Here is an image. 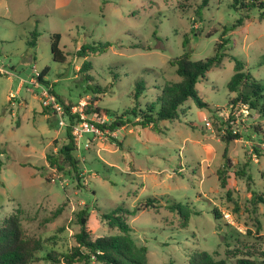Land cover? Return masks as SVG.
I'll return each mask as SVG.
<instances>
[{
    "label": "rangeland",
    "instance_id": "obj_1",
    "mask_svg": "<svg viewBox=\"0 0 264 264\" xmlns=\"http://www.w3.org/2000/svg\"><path fill=\"white\" fill-rule=\"evenodd\" d=\"M231 2L0 0V67L10 73L0 75V222L17 211L25 234L43 242L40 259L30 264H66L60 255L78 246L82 212L90 238L117 235L100 215L116 207L133 211L149 197L159 209L127 217L132 237L147 249V264H188L197 249L216 260L264 261V118L232 105L236 94L227 89L234 57L264 80V20L258 10L241 19ZM53 33L61 36L63 64L51 58ZM221 36L228 40L221 63L196 84L210 109L188 100L184 115L158 131L128 124L83 134L71 152L76 171L64 162L63 105L94 124L101 121L85 113L90 103L119 117L133 107L137 83L145 88L141 105L154 100L161 82L180 81L170 60L184 53L192 61L211 57ZM103 43L110 44L105 52L76 56L83 45ZM44 68L62 118L44 108L42 89L30 83ZM226 130L238 139L225 141ZM47 156H58L59 167ZM173 203L186 217L165 207Z\"/></svg>",
    "mask_w": 264,
    "mask_h": 264
},
{
    "label": "trees",
    "instance_id": "obj_2",
    "mask_svg": "<svg viewBox=\"0 0 264 264\" xmlns=\"http://www.w3.org/2000/svg\"><path fill=\"white\" fill-rule=\"evenodd\" d=\"M207 0H203L205 5ZM230 7L236 11L241 12V19H250V13L253 10L259 11L261 20H264V0H232ZM201 9V8H200ZM200 13V12H198ZM240 21V20H239ZM38 33L35 31L30 34V40L27 45L32 48L36 46V39ZM61 36L58 33L50 35V53L52 61L63 64L66 56L60 49ZM220 43L216 45L214 55L204 60L192 61L189 54L184 53L176 59L170 60L169 64L175 67V73L180 77L178 82L163 81L154 90L155 97L152 101H146L141 105L140 97L143 95L145 88L137 83L132 92V99L134 102L127 112L111 117L107 109H101L98 106H93L91 103L85 107L87 115H93L98 120L110 117L108 122L94 124L96 128L110 133L117 128L124 125L131 124L142 128H151L153 131L160 130V124L164 121L172 123L179 119L180 115H184L183 106L188 100H193L199 109H210L199 96L196 90V84L205 78L206 74L213 68L219 65L224 57L222 52L228 40L219 38ZM110 47L109 43H103L97 48L83 45L76 56H88L85 51L93 50V53H102ZM85 53V54H84ZM234 74L227 84V89L231 93H235L236 97L232 99V105H241L249 110H256L258 114L264 118V80H255L249 72L245 70L243 61L233 58ZM264 64V55L261 58ZM85 71L87 63H84ZM48 69L44 68L37 80L40 84L47 86L49 93L52 94L60 103L61 99L52 90L53 85H50L44 78L48 73ZM88 77V76H87ZM48 109L49 107H44ZM64 113L68 117V125L66 126V134L69 137V142L60 150V155L63 156L65 163H68L73 171H76V161L71 152L75 150L74 139L71 134L72 125L79 120V114H71L69 108L63 105ZM257 130V128H254ZM258 131V130H257ZM227 136L225 141L238 139V136L226 130ZM111 141H115L109 137ZM47 161L51 165L59 167L58 156H47ZM220 184L225 187L226 181L219 172ZM158 200L154 197L146 198L139 202L138 206L129 211L123 207H116L109 213L101 214L100 217L106 221L111 228H117L119 234L112 236L90 238L87 231L86 212H82L79 216L80 231L75 235L78 246L61 254V258L66 264H90L92 260L98 264H147L146 251L143 246H138L132 237V230L127 224V217L135 215L137 211L142 209H159ZM171 212H177L181 217H186L185 211L181 204L166 205ZM215 218L217 212H214ZM43 242L35 237H29L25 234L19 212L3 217L0 222V264H30L37 262L40 258L38 253L42 252ZM48 259L53 257L48 255ZM188 264H264V261L254 259H237L233 262L227 260H216L209 253L204 250H193L188 256Z\"/></svg>",
    "mask_w": 264,
    "mask_h": 264
},
{
    "label": "built area",
    "instance_id": "obj_3",
    "mask_svg": "<svg viewBox=\"0 0 264 264\" xmlns=\"http://www.w3.org/2000/svg\"><path fill=\"white\" fill-rule=\"evenodd\" d=\"M34 78L30 79V83L35 85L36 87H40L42 89V97L44 98V100H42V105L44 107H51L53 108L54 112L60 117L62 118L59 114L61 113V107L59 105V102L57 101V99L49 93L48 89H45L42 87V85H40L39 81L37 80V77L40 75L39 72L34 71ZM10 73L6 70H4L2 67H0V75H9ZM80 118L78 121H76L73 125H72V130H71V134L73 136V139L77 140L79 138H81L83 136V134L86 133H91V134H95V135H100L101 133L103 134L104 132H102L101 130H99L98 128H96L94 126V123L88 122V121H84L83 120V115L79 114ZM101 121V123L106 122V118L99 120ZM60 125L63 126L64 123L62 120H60ZM226 217H229V215H226Z\"/></svg>",
    "mask_w": 264,
    "mask_h": 264
}]
</instances>
